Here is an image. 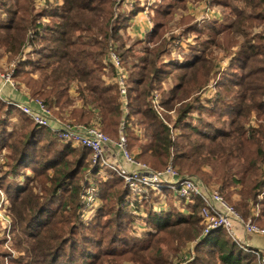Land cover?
<instances>
[{
	"label": "trees",
	"instance_id": "obj_1",
	"mask_svg": "<svg viewBox=\"0 0 264 264\" xmlns=\"http://www.w3.org/2000/svg\"><path fill=\"white\" fill-rule=\"evenodd\" d=\"M103 1L65 0L64 5L54 11V23L46 32L44 46L38 53L39 66L21 63L16 70L18 73L21 67L25 70L26 66L39 70L38 78H29L25 82L32 97H39L49 108L60 110L62 115L70 106L72 119L89 121L96 118L100 127L109 133H115L117 127L123 126L128 140H131V115L143 116L138 124L151 127V130L146 134L149 142L140 146V159L151 161L154 166H163L173 157V164L182 175H203L204 182L209 183V186L219 185L222 193L231 201L234 190L241 186L238 190L241 200L235 202V208L246 220H259L264 225V204L261 213L257 217L254 214L259 204L257 197L264 187V181L261 180L264 165V124L260 123L258 127L247 126L252 114L258 121L264 120V30L252 35L254 28L264 27V0H243L250 9L249 13L241 11L233 4V0H212L216 6L229 9L227 21H214L204 28L189 25L187 32L205 31L209 37L201 45L200 54L193 52L185 64L175 66L173 71L159 66L165 52L164 42L144 51L137 49L141 45L140 40H136L131 46L126 45V30L131 18L139 12L138 8L117 15L116 2L108 4ZM32 3L33 0L0 1V9H4V13L9 15L8 20L0 24V30L4 31L0 32V36L6 40L10 53H21L25 34L34 25L31 18L22 19L29 26L20 25L18 21V18L23 17V11L29 17ZM158 11L163 16H170L169 10ZM164 28L163 22H156L150 35L159 40ZM240 35L245 37L244 44L218 84L215 108L206 110L211 117L223 116L224 111L231 114L229 129L218 128L202 119L192 120L195 124L190 123L187 117L202 109L198 103L200 92L217 74L211 49H229L237 43ZM111 43L117 44L118 54L123 66L127 68L126 113L118 86H108L105 81L107 71H110L113 78L116 76L115 69L103 60ZM239 71L244 72L242 79L237 75ZM175 73L173 77L177 83L167 98V103L180 104L175 128L181 127L183 130L174 139L172 131L161 122L153 109L151 97L154 90L160 89L166 77ZM72 85L76 88L75 99L81 102L80 109L73 105ZM2 105L6 106L0 101V111L3 109ZM19 113L27 117L21 111ZM31 122L34 125L31 130L10 135L9 140L13 141L11 154L8 156L12 161L11 172L21 167L45 172L51 168L56 169L54 176L44 175V179L55 186L53 190L46 186L41 188L42 196L36 194L34 186L30 184L13 191L7 188L11 200L8 211L12 216V229L13 232L20 231L17 233L16 248L24 253L22 259L15 263L78 264L83 261L82 264H94L96 258L91 251L75 240L77 231L73 225L80 204L76 202L73 211L71 204H74V197L81 192V186L74 185L72 198L66 200L68 194L62 198V204H53L55 195L65 187L68 180H73V184L74 180L82 179L87 173L91 152L83 147L72 149L67 144L59 154L46 156V151L57 149L52 142L42 146L41 150L33 144L36 145L41 140L38 136L43 133H47L52 139H55V135L49 128L40 127L32 120ZM155 125H159L160 130ZM1 127L0 118V131ZM39 159L44 160L41 165ZM205 167L210 168L212 175L204 174ZM41 178L42 175L39 181ZM120 192L121 190L116 189L108 195L106 207L114 211L120 207L123 202ZM67 203L70 205L67 206ZM202 208L203 203L196 199L189 216L174 218L172 213L155 214L154 220L160 232L174 229L173 233L179 244L199 238L196 247L200 255L197 258L199 264H260L255 255L244 251L224 230L202 236ZM101 213L104 217H110V212L103 210ZM81 239L85 243L82 234ZM100 245L103 246L101 241L98 246ZM69 249V254H63Z\"/></svg>",
	"mask_w": 264,
	"mask_h": 264
},
{
	"label": "rangeland",
	"instance_id": "obj_2",
	"mask_svg": "<svg viewBox=\"0 0 264 264\" xmlns=\"http://www.w3.org/2000/svg\"><path fill=\"white\" fill-rule=\"evenodd\" d=\"M60 2L64 5L65 0H33L32 6H30L31 11L29 17L27 12H22L21 16L23 17L18 18L20 25L28 24L29 26V23L22 20L23 18H31L34 25H32L28 31L26 30L25 43L22 45L21 53L19 55L17 52L10 53L8 50L9 47L5 42L6 40L0 36V73L5 74L13 72V74H15V78H13L15 89L6 85L3 89L9 88L13 91L15 90L21 93H26L30 96L31 100L38 99L43 101L39 97H32L30 90L25 84L26 80L29 78H38V76H40L39 70H35L36 68L29 66H26L25 70L21 67V71L18 73L16 70L19 67L18 65L21 63L25 64L28 62L34 66H39L37 65L39 60L38 53L44 46V37L46 36V32L54 23V11L61 7L59 5ZM113 2H116L115 9L117 15L125 14L137 8L139 10V12L131 18L129 26L127 27V35L124 37L126 45L131 46L133 42L140 40L141 45H139L137 49L144 51L147 48L152 49L159 46L164 42L165 52L161 57L159 66L171 71L175 70V66L185 64L186 60L191 58L190 56L193 52L200 54L202 48L201 45H203L209 37L205 31L199 32L197 30H192L187 32L186 28L191 24L194 26L197 25L198 27L201 25L199 28H204L205 25L211 23V21L207 20V18L212 17L211 14H217L220 11H217V7H215L216 5L213 4L212 0L103 1V3L108 4ZM9 5L15 8V6L10 2ZM158 10H169L170 16H163ZM4 12V9L1 8L0 24H3V22L7 21L9 18V15ZM214 17L216 18V16ZM156 22H163L165 25L159 40L154 39V37L150 35ZM132 26H135L134 30H131L135 37L128 34V30ZM147 28H150V30L148 31ZM137 29H143L144 31L147 30L148 32L146 31L142 37L137 38ZM256 29L258 31L257 34H259L264 30V27L261 26ZM255 31L256 30H253L252 35H255ZM0 32L4 31L0 30ZM37 32L38 34H36ZM238 37H240V39L237 38V43L235 45H232L229 49H221L223 53L218 52L220 51V48L217 49L215 47L214 49H211L213 52L214 62L216 64L222 63V65L225 66L224 68L226 71L231 67L235 56L238 54L237 51L240 50L241 46L244 44L245 37L243 35ZM233 46H236V52L233 51L235 53H231ZM117 49V44L114 43L111 48H107L106 55L103 59L109 67H113L116 71V76L114 78L112 77L110 71H107L108 73L105 81L108 86H118V72L112 64V61L109 59L111 52H114L119 57L121 68L127 78V68L125 69L123 66L122 59L118 54ZM231 56L232 60L229 61V64L228 62L225 64L224 60L226 58H230ZM91 61H93V59H91ZM22 70L24 71L22 72ZM174 75H176V73L171 76H167L161 83L160 89L153 91L151 102L159 119L164 125L169 127L172 131V137L175 139L181 135L183 129L181 127L175 128L177 110L180 108V104L168 105L169 103H167V98L177 83V80L173 77ZM237 75L242 79L244 72L239 71ZM222 78V73L216 74L211 78L206 88L200 92V101L198 103L202 106V109L192 112L190 116L187 117L190 123L195 124L192 120L202 119L204 122L213 124L218 128L221 127L227 130L229 129L228 124L232 116L231 114L224 111L223 116L211 117L210 114H208L209 112H206L207 109L214 107L218 93V84L221 82ZM76 94V88L72 85L71 95H73L74 98L73 105L80 109L81 102L75 99L77 96ZM225 95L226 94H223V96ZM5 96L11 99V96L9 95ZM0 101H2L3 104H6V106L2 105L3 109L0 111V118L2 119V127L0 131V187L8 197V208H10L11 200L9 194L7 193V188L10 191H13L15 188H25L30 184L34 186V192L42 196L43 192L41 191V188L44 189L46 186L47 188L53 190L55 186L52 185L51 182H47V180L44 179V175L54 176L56 169H52L50 167L51 169L45 172L41 171V169H36L34 171L33 169L21 167L15 172H11L12 161L8 156L11 154L10 147L13 141L9 140L10 135L15 133V135H17L22 131H29L34 127V125L29 116L24 117L20 115L19 110L16 107L10 106L6 101ZM121 102L123 103V109L126 113L127 97L122 98L121 96ZM164 103H167V105H164ZM71 110L70 106H68L65 111L62 112L64 113L62 115L60 110L57 108L51 109L54 118L63 124L98 125L100 127L96 118H92L89 121H87V119L86 121H79L76 118L72 119V117H70ZM220 112H223V110H220ZM143 118L144 117L141 115H131V140H128V138L127 140L128 152L133 157L135 161L134 164H131L124 157L123 153H121V149L119 148L118 142L122 127H117L115 133H109L100 127V129H102L110 139V144L106 147L105 152L102 155V159L106 160L107 164L93 165L92 154H90V167L87 173L84 174L82 179L74 180L75 183L73 184H71L73 180H68L65 187L60 189L55 195L56 198L54 199L53 204H62V198H65V195L68 194L69 195L66 200H68L69 197L72 198L71 191L74 185L78 184L81 186V192L79 195L74 197V204H71L73 205L72 211L75 208L76 202L80 204V208L76 211L77 218L75 219L73 225L75 227V231H77V237L75 240L81 243L80 246L91 251L93 254L92 256L96 258L94 264H199L197 262V258L200 255H198L196 250L199 238L186 242L185 244H179L177 242V236L173 233L174 229H168L167 232H160L159 227H157V223L154 220L155 214L160 215L172 213L174 218H179L181 216H189L193 211L196 198H190L188 200L182 199L179 193H176L171 189L172 185L169 184L182 179H191L204 191L218 192L234 208L235 202L239 199L241 200L238 193L241 186L234 190L233 200L231 201L224 193H222L219 185L209 186V183L204 182L202 180L203 175H182L179 168L173 164V157H171L163 166H154L151 161H146L142 158L140 159V146L149 142V138L146 134L151 130V127L138 124L143 120ZM260 123L264 124V120L258 121L255 115L252 114V118L247 123V126L258 127ZM155 126L158 130H160L159 125ZM50 130L54 133L53 129ZM38 138H41V140L36 142V145L33 144V146H37L39 150L42 149V146L49 145V142H52L56 146L57 149L55 151H46L45 155L48 157L52 154H59L63 147L67 145L65 142L60 140L57 135L54 136L55 139H52L53 137H48L47 133H43L39 135ZM69 145L72 149H81V147H76L71 144ZM102 159H100V161H102ZM43 162V159H39L40 165ZM111 165L116 168L115 171L111 169ZM170 166L173 167L175 175L167 173V169ZM145 170L150 173L162 174V176L157 179L154 184L141 185V183L135 182L134 184L136 187H131V180L129 181L127 179H129L130 176H138L141 178ZM204 171V174L206 175H212L213 173L208 167H205ZM40 175H42L41 181H39ZM261 180L264 181V165ZM156 183L158 185L159 183L162 185L159 190L154 189V185ZM116 189L121 190L120 194L122 195L123 202L120 204V207L114 211L106 207V199H108V195L113 193ZM112 198L115 200V196ZM257 203L259 204L256 206L254 211L256 216L261 213L263 208L264 187L257 197ZM68 205L70 204L67 203V206ZM103 210L105 212H110L108 213L110 214V217H104L103 213H101ZM7 212L13 225L12 216L9 211ZM237 212L240 214L238 210ZM255 223L261 228H264V225L260 221H256ZM202 225L203 229L201 235L204 236L203 233L205 231V226L203 222ZM18 232L20 231L17 230L12 232L10 249H8L5 247V240L7 237L4 235L2 225L0 224V264H6L7 259L9 260V264H16L15 261L22 259L24 256V253L18 251L16 248ZM81 234L83 235L85 243H82ZM100 241L103 246H98ZM206 249H209V247H206ZM69 251L70 249L63 254H69Z\"/></svg>",
	"mask_w": 264,
	"mask_h": 264
},
{
	"label": "built area",
	"instance_id": "obj_3",
	"mask_svg": "<svg viewBox=\"0 0 264 264\" xmlns=\"http://www.w3.org/2000/svg\"><path fill=\"white\" fill-rule=\"evenodd\" d=\"M109 59L112 61V64L118 72L117 81L121 96L122 98H126V76L123 69L121 68L120 59L114 52L110 53ZM5 85L15 89L13 72H8L5 74L0 73V100L8 102L10 106L16 107L19 111L29 116L34 124L40 127L53 129L54 134L66 144H71L76 147H83L89 150L92 154L93 165L107 164L106 160L102 159V155L104 154L106 147L110 144V139L98 125L63 124L54 118L51 109L41 100H31V103L25 104L15 102L12 99L7 98L3 90ZM31 104H33L35 107L32 108ZM118 144L124 157L131 164H134L135 161L128 152V140L123 126L120 131ZM100 159H102V161H100ZM111 169L114 171L116 170V168L112 165ZM167 173L175 175L172 166L167 169ZM142 175L143 176H141V178L138 176H130L129 179H127L129 181L131 180V187H136L134 184L135 182H139L141 185L154 184V182L162 176V174L150 173L146 170ZM169 185H172L171 189L174 192L179 193L182 199L188 200L190 198H196L201 200L203 203L201 217L205 226V231L203 233L204 236L210 235L212 232L217 230H224L244 251L255 255L258 258L260 264H264V256L261 254V252L254 249H249L244 246L238 239L234 229L235 224H240L246 234L264 236V228H261L259 225H257L255 223L256 221L245 220L237 212V210L231 206L218 192L204 191L191 179H182L170 183ZM159 186L160 183L159 185L156 183L154 185V189ZM8 207V197L0 187V224L2 225V231H4V235L7 237L5 240V247L10 249L13 226L7 212ZM6 264H9L8 259Z\"/></svg>",
	"mask_w": 264,
	"mask_h": 264
},
{
	"label": "crops",
	"instance_id": "obj_4",
	"mask_svg": "<svg viewBox=\"0 0 264 264\" xmlns=\"http://www.w3.org/2000/svg\"><path fill=\"white\" fill-rule=\"evenodd\" d=\"M233 4L238 6V8L241 10V11H244L246 13H249L250 12V9L248 8V6L244 3L243 0H233ZM60 6L63 5V3L60 2L59 4ZM215 6V5H214ZM217 7V11H219L217 14L216 13H213L211 14L212 17H209L207 18V20L211 21V22H214V21H218L220 23H224L227 21V16L229 15V9H227L226 7L224 6H215ZM228 11V12H227ZM216 16V18L214 17ZM215 18V19H214ZM201 26V25H200ZM199 26V27H200ZM134 27L135 26H132L129 30H128V34L131 35L132 37H135L133 32H131V30H134ZM257 28V27H256ZM254 28L253 30H256L255 31V34L258 33L257 29ZM148 29V28H147ZM150 30V28L148 29V31ZM138 31V37L137 38H140L144 35V33L147 31H144L143 29H137ZM147 31V32H148ZM238 39H240V37H238ZM236 49V46H233L232 47V50H231V53H235ZM235 51V52H233ZM218 52H222L221 49L220 51ZM223 53V52H222ZM225 58V57H224ZM223 58V59H224ZM228 59V61H227ZM232 60V56L230 58H226L224 60L225 64L228 62L229 64V61ZM224 64V65H225ZM222 66V67H221ZM225 66L222 65V63H218L216 64V68H217V74H221L222 73V76L224 77V74L227 72L226 69L224 68ZM228 67V65H227ZM4 93L5 95H9L11 96V99L15 102H19V103H31V99H30V96L26 93H21V92H18V91H13L9 88H4ZM30 105V104H29ZM32 108H34L35 106L33 104H31ZM257 217V216H256ZM256 221H259V220H256ZM234 229H235V232H236V235L238 237V239L240 240V242L246 246L247 248L249 249H254V250H257V251H260L261 254L264 256V236H261V235H248L245 233L243 227L240 225V224H235L234 226Z\"/></svg>",
	"mask_w": 264,
	"mask_h": 264
},
{
	"label": "bare ground",
	"instance_id": "obj_5",
	"mask_svg": "<svg viewBox=\"0 0 264 264\" xmlns=\"http://www.w3.org/2000/svg\"><path fill=\"white\" fill-rule=\"evenodd\" d=\"M162 187V185H160L159 187H156L157 190H159Z\"/></svg>",
	"mask_w": 264,
	"mask_h": 264
}]
</instances>
